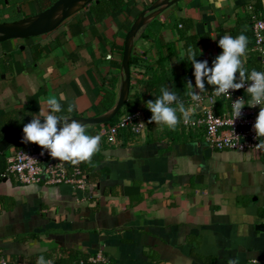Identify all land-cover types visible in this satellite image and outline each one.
Returning a JSON list of instances; mask_svg holds the SVG:
<instances>
[{"label": "crops", "instance_id": "0c3cea01", "mask_svg": "<svg viewBox=\"0 0 264 264\" xmlns=\"http://www.w3.org/2000/svg\"><path fill=\"white\" fill-rule=\"evenodd\" d=\"M49 1L0 0V24L34 16ZM156 1L122 0L103 20L88 6L61 24L62 17L49 34L1 42L0 136L45 111L52 96L65 112L74 104L72 113L79 118L102 115L99 106L110 101L113 106L126 34ZM253 17H264V0H178L155 17L159 33L144 32L149 24L137 32L130 57L139 65L130 68V88L149 79L148 69L157 70L159 59L166 69L182 73L179 20L192 22L189 35L209 34L206 57L217 52L229 31L251 30ZM157 37L173 43L176 54L158 50ZM250 54L248 49L243 58L247 70ZM259 71H264L260 65ZM205 85L204 93L214 89ZM135 91L141 101L148 97L142 86L129 95ZM104 126L87 125L86 134L98 135ZM195 134L193 141L174 144L157 127L138 138L123 135L117 145L101 140V162L94 169L104 168L106 175L93 183V194L0 178V258L29 263L68 250L88 258L101 255L104 262L97 264H250L252 258L264 264V164L253 152L212 150L202 133ZM15 150L10 147L5 158ZM127 186L138 191L125 196ZM109 187L116 193H105Z\"/></svg>", "mask_w": 264, "mask_h": 264}, {"label": "clouds", "instance_id": "9594fccd", "mask_svg": "<svg viewBox=\"0 0 264 264\" xmlns=\"http://www.w3.org/2000/svg\"><path fill=\"white\" fill-rule=\"evenodd\" d=\"M247 45L248 39L243 33L235 38L228 34L223 35L218 42V47L222 51L213 60L211 67L207 60H197L196 48L189 47L183 55H186L192 65L195 85L193 86L191 80L187 81L186 87L190 90L187 95L193 105L202 102V93L206 91L205 82L214 88L213 94L227 96L230 99L231 92L245 89L248 94L247 100L239 97L231 101L233 114L235 119H238L245 106L249 108L259 106L260 110L253 126L256 139L259 141L255 148L264 150V71L253 69L249 73L245 68L243 58L247 53ZM160 93L154 101L149 100L145 104L151 112L149 124L154 123L161 129L166 127L174 131L181 119L185 125L195 123L190 119L191 109L185 107L176 92L169 87H162ZM46 105L45 111L33 115L31 121L24 125L22 142L37 145L53 159L69 162L73 166L82 162L91 163L92 157L100 150L101 137L86 134V126L81 121L71 118L74 104H69L65 112L58 99L52 96L47 98ZM59 113L65 114L58 115ZM140 125L145 126L143 123ZM36 264H52V261H46L41 256ZM228 264H237V261L230 260ZM250 264H258L257 259L252 258Z\"/></svg>", "mask_w": 264, "mask_h": 264}, {"label": "built area", "instance_id": "2783aa9c", "mask_svg": "<svg viewBox=\"0 0 264 264\" xmlns=\"http://www.w3.org/2000/svg\"><path fill=\"white\" fill-rule=\"evenodd\" d=\"M251 21V34L254 43L249 52L255 54L259 65L264 69V17H253ZM213 91L214 89L208 93H202L203 100L199 104L193 105L189 97L185 105L186 108L191 109L190 119L195 123L185 125L181 119L180 126L187 132L202 133L204 143L212 150L253 152L264 164V150L255 148L259 141L253 130L260 110L259 106L255 108L245 106L242 109L241 117L235 119L231 101H235L239 97H244L247 100L248 94L245 89L231 92V99L223 95L217 96L213 94ZM219 103L222 104L220 112L217 111ZM141 123L145 126H141ZM146 128L145 113L138 110L130 114H122L113 124L104 126L98 135L105 143L117 145L120 144L123 135L133 138L144 136ZM0 176L2 179L12 178L17 183L26 186L69 185L83 192L94 193L93 183L88 181L79 164L69 168L66 162L53 159L46 151L36 150L33 145L23 150H15L7 156L4 172ZM99 262H104L101 255L87 259L88 264ZM0 264L30 263L11 262L0 258Z\"/></svg>", "mask_w": 264, "mask_h": 264}, {"label": "trees", "instance_id": "16d2710c", "mask_svg": "<svg viewBox=\"0 0 264 264\" xmlns=\"http://www.w3.org/2000/svg\"><path fill=\"white\" fill-rule=\"evenodd\" d=\"M56 1L57 0H50L48 5L45 8H43L40 12L49 8ZM122 4H123L122 0H96L89 5L88 9H89V11L93 12V15L96 17L97 20H103L105 17H107L109 15V13L111 14V13H114L115 11H117L118 8ZM73 15H75V14H73ZM72 16H70V17H72ZM69 18H67V19H69ZM179 25L181 27L178 29V32H177L178 40L183 41L184 52H186V50L189 47L196 48L197 60H207L209 67H211L213 60L221 53L222 50L219 48L215 54H208L205 57L204 50L206 48V45L210 41L209 34H204V35L190 34L189 35L188 33L193 29V25H192V22L190 20L181 19L176 24V27H179ZM161 27H162V25L156 19H154L149 23V25L146 27L144 32L159 33ZM229 32H230V35L234 38L237 37L238 35H240L241 33H243L248 39L247 50L248 49L250 50L253 47L254 42H253V37H252L250 29H246L245 31H242V32H238L237 29H234V30H231ZM157 41L159 43L158 45L160 46L157 48L158 50H159V48H166L169 56H172V54H174V55L176 54L174 51V44L173 43H163V41L160 40L158 37H157ZM199 52H201L202 55H199L200 54ZM249 59H250V61H249V65H248V67H249L248 72L250 73L251 70H253V69L259 71V63H258L257 57L254 54H250ZM178 62L182 67V73L180 75L175 74L170 69H166L167 68L166 67V61L159 59L158 63H157L158 69L152 70V71H151V69H148L149 79L145 80L144 82H139L136 86V88H138V86H142L144 92L146 94H148V97L141 101V95L138 93V91H135L133 94H130L129 98H128L127 102L124 104V106L117 112V114L115 115V117L112 120H110L108 123H105V126L109 125V124H113L122 114H130V113H133L135 111L140 110V111H143L145 113L147 127L151 128L153 123L152 124L148 123V121L151 118V112L145 107V104L149 100L154 101V99L161 94L160 89L162 87H169L173 92H176V94L179 96V98L185 104L186 101L189 99V96L187 95V93L190 91L186 87L187 81L191 80L193 83V86L195 85V78L193 75L194 70H193L190 62L187 60L186 55H184L183 58H178ZM134 65H136V66L139 65L137 58L136 57H130L129 68H131ZM118 67H120L119 64H118ZM136 88L131 87L130 92H132L133 89L136 90ZM111 103H112V101H110L107 106H102L103 104L101 106H99V111H100L99 114H103L106 111H108L112 107ZM185 107H186V105H185ZM63 114H65V113H59L58 115H63ZM178 115H180V114L178 113ZM70 116L75 117L76 115H75V113H71ZM1 124H2V120L0 121V125ZM19 128H20V126L15 127V128H9L6 131H2L0 139L3 136L10 134L14 130L19 129ZM164 134H165V136H168L169 140L171 142H173L174 144L190 142V141L197 139V137L195 136L196 135L195 132H191V131L186 132L184 129L181 128L180 124L177 126V128L174 131L169 130L165 127L164 128ZM27 144L28 143L20 142L14 148L16 150H23V149H26ZM33 147L36 150L41 149L40 147H38L37 145H34V144H33ZM103 148H104V145H102V149ZM100 162H101V154H100V150H99V152H97L92 157L91 163L82 162L79 164L81 170L83 172H85L86 178L91 183L96 182V180L97 181L100 180L101 178H103L106 175L104 168L101 170L94 169L95 168L94 164L100 163ZM66 163H67V166L69 168L73 166L69 162H66ZM4 169H5V153L0 155V174ZM105 193L110 194V195L115 194L116 193L115 187L107 188L105 190ZM42 257H44V259L46 261L51 260L52 264H80V262H82V264H88L87 263L88 257L81 256L80 254H78L75 251L60 250L58 252H53V253H50L48 255H44ZM37 259L31 258V259H29V261H30L29 263L30 264H36Z\"/></svg>", "mask_w": 264, "mask_h": 264}, {"label": "water", "instance_id": "95a60500", "mask_svg": "<svg viewBox=\"0 0 264 264\" xmlns=\"http://www.w3.org/2000/svg\"><path fill=\"white\" fill-rule=\"evenodd\" d=\"M96 0H90L87 5L82 7L80 10L88 7L92 2ZM178 0H157L153 5H151L148 9L142 12L135 22L132 24L130 30L126 34L124 50L122 54L121 61V77L122 82L119 90V97L117 102L105 113L95 118H79V117H71L72 119H76L81 121L85 126L87 125H102L108 123L112 120L117 112L124 106V104L128 100L129 91H130V68H129V60L131 56V49L133 45V41L136 37L137 32L149 24L152 20L155 19L157 15H159L163 10H165L170 5L174 4ZM75 2V0H57L54 2L49 8L45 9L42 12L37 13L34 16L26 17L16 22L10 23H2L0 24V43L8 40H24L33 37H39L42 35H46L54 31L60 25L55 26L47 31L42 33L33 34V31L40 25L44 16H52V20L55 21L59 19L61 15ZM160 2V3H159ZM147 14V15H146ZM32 19L31 23L21 30H15L9 26L19 23L20 21ZM238 94V92H237ZM43 123V120L41 121ZM23 127L14 130L12 133L3 136L0 139V155L4 154L10 147H15L18 143L22 142L23 139ZM210 150H207L209 153ZM123 193L125 196L134 194L138 191V188L127 186L123 187Z\"/></svg>", "mask_w": 264, "mask_h": 264}, {"label": "bare ground", "instance_id": "6f19581e", "mask_svg": "<svg viewBox=\"0 0 264 264\" xmlns=\"http://www.w3.org/2000/svg\"><path fill=\"white\" fill-rule=\"evenodd\" d=\"M89 1L90 0H75V2L63 13V15H61V17H59V19H56L55 21L52 20V16H44L40 25L33 31V33L38 34V33H42L43 31H46L63 17L62 20L60 21V23H62L66 18L70 17L72 14L78 12L82 7L87 5ZM31 21L32 19H28L19 24L11 25L9 27L15 30H21L23 28H26L31 23ZM60 23L57 24L56 26L60 25Z\"/></svg>", "mask_w": 264, "mask_h": 264}, {"label": "rangeland", "instance_id": "374dc122", "mask_svg": "<svg viewBox=\"0 0 264 264\" xmlns=\"http://www.w3.org/2000/svg\"><path fill=\"white\" fill-rule=\"evenodd\" d=\"M20 20V19H19ZM14 21H18V19H16L15 17L14 18H11V21L10 22H14ZM157 125H155L154 123H153V125L151 126V128H149V127H147V132L149 131L150 133H154V131L157 129ZM159 128V127H158ZM160 131V130H159ZM192 132V131H191ZM101 140H103V139H101ZM7 153H9V151L7 150V151H5V154H7Z\"/></svg>", "mask_w": 264, "mask_h": 264}]
</instances>
